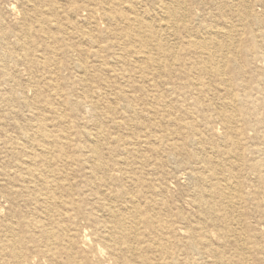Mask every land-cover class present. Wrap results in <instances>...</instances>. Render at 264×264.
Returning a JSON list of instances; mask_svg holds the SVG:
<instances>
[{"label": "rangeland", "instance_id": "obj_1", "mask_svg": "<svg viewBox=\"0 0 264 264\" xmlns=\"http://www.w3.org/2000/svg\"><path fill=\"white\" fill-rule=\"evenodd\" d=\"M13 1L17 2L13 4ZM28 1L0 0V230L4 225L13 223L15 235L25 240L22 236H26L27 231L22 221L11 216L10 204L13 202L24 219L41 214V208L29 202L27 193H15L9 199L3 195L18 176L17 164L22 157L16 145L23 142L21 134L37 140L35 122L40 121L46 128L45 133L49 135L50 132V136L59 140L58 147L72 158L77 157L78 152L90 154L91 143L97 144V149L105 158L123 157L114 139H129L127 143H134V150L138 151L137 156L127 161L133 182L110 179V176L117 178L120 174L108 167L104 174L106 184L101 188L100 180L96 175H90L84 165L63 167L60 163L54 164L53 169L58 170L57 178L64 188L57 196L62 207L58 209L61 213L68 210L71 216L69 219L61 218L69 229L66 235L74 245L73 252L93 260L89 247H93L90 240L94 227L98 222H110L106 214L97 212L94 203L98 197L111 193L116 196L115 204L124 206L128 197L122 196L121 190L126 188L130 195L136 196L141 206L149 202V215L154 218V225L169 227L162 233L141 227L140 232L151 247L148 254L150 264H169L170 258L172 264H232V261L233 264H264V185L259 183L250 167L254 165L264 180V26H249L238 16L240 11H245L264 23V0H247V3L246 0H172L174 6L170 11L173 10V14L168 13L167 16L163 15L160 5L163 0ZM103 1L113 7L112 13L117 19L121 15L126 20L109 23L106 8L101 4ZM184 2L187 11L185 19L175 14ZM130 4L136 5L133 11L129 9ZM11 5L15 6L12 8ZM8 7L10 11H7ZM16 17H20L21 21L18 22ZM135 18H138L137 22H133ZM167 24L171 28L165 27ZM208 32L217 34L207 36ZM127 34L151 43L149 62L157 61L155 67L147 70L144 63L130 57L117 59L122 50L116 42L126 40ZM225 36L230 38L225 39ZM154 40L167 43L174 50L181 49L189 41L204 43L210 52L218 53L212 64L222 73H213L211 62L200 54L183 53L179 61L161 58L152 47ZM17 42L28 44L25 50L28 55L34 51L44 60L34 55L25 58L24 51L16 47ZM222 43L227 45L225 51L220 48ZM91 44H97L95 49ZM81 49L97 53L98 59L103 61L88 59L84 82L79 79L81 74L73 70L80 58L75 50ZM242 50L247 51L244 57L240 54ZM47 56L50 61L45 60ZM199 63L205 68L202 69ZM139 69L143 70L141 75L138 74ZM230 94L237 98L235 102L230 101ZM73 101L78 105H74ZM227 103L231 105L223 106ZM153 110L156 111L153 115L156 119L150 120L152 113L149 111ZM234 110L235 114L244 115L237 116L235 120V129L238 128L242 134L235 147L227 143L222 121L223 116L233 114ZM247 111L254 116H246ZM35 112L39 113L38 117L33 115ZM165 115H168L169 124L163 123ZM116 122L122 125L117 127ZM160 122L162 128L155 127ZM163 129L166 131L162 133ZM171 132L174 135L169 140ZM165 133L167 141L161 143ZM195 135L197 146H183ZM171 144H175L173 148L177 150L172 151ZM200 144L207 152L198 150ZM234 149H237L238 159L233 158L231 153L226 154ZM208 160L210 164L203 166ZM228 167L232 173L226 171ZM195 178L201 183L198 184ZM216 180L220 181L222 197L217 203H224L220 206L225 213H228L229 201H235L238 185V193L243 200L237 201L234 214L230 215L231 221L236 223L235 231L241 236L225 235L220 219L202 216L193 202L191 194L196 190L219 213L214 199L211 201L209 197H216ZM55 215L49 213L44 218L54 222ZM87 215L93 216L91 222L87 221ZM84 229L86 232H83ZM204 234L209 238L204 239ZM33 237L39 240L37 234L33 233ZM82 237L89 239L88 246L80 245ZM4 239L12 240L8 237ZM153 243L165 246L164 253L157 252ZM192 245L197 249L189 250ZM26 247L28 249L24 252L32 258L30 263L21 264H47L37 249L30 244ZM57 257V264H65V255ZM137 260L135 258L134 263ZM99 261L101 264H113L105 251ZM78 264L86 263L81 261Z\"/></svg>", "mask_w": 264, "mask_h": 264}, {"label": "bare ground", "instance_id": "obj_2", "mask_svg": "<svg viewBox=\"0 0 264 264\" xmlns=\"http://www.w3.org/2000/svg\"><path fill=\"white\" fill-rule=\"evenodd\" d=\"M29 1H28V3H30ZM15 2H17V1H15ZM15 2L13 1V4H15ZM118 2H120V1H118ZM173 2L174 1H172V0H163L162 4H160L162 9H163V11H162L163 15L167 16L168 13L169 14L171 13L170 15L173 14V10L170 11L171 8L174 6ZM245 2L247 3V0ZM101 4H103V7L106 8L105 12H106L107 20H108L109 23L115 24L118 21L126 20V18L121 16V15L119 16V19H117L116 14L112 13L113 7H111L109 5V3H107V1H103ZM33 5H30V6H33ZM182 5L183 6L181 8L178 7L176 9L177 11H175V14L177 13L179 18H184V17L187 16V14H186V12H187L186 11V2H184ZM13 6H15V5H13ZM13 6H12V8H13ZM24 6H26V5L24 4ZM135 6L136 5H134V4H130L129 9H131V11H133L132 9H134ZM137 9H139V7ZM18 10H22V9H18ZM7 11H10L9 7H8ZM179 12H181V13H179ZM14 13H12V14L14 15ZM16 13H18V12H16ZM20 14L22 15V13H20ZM238 16L241 19L246 20L248 22L249 26L251 25V26L258 27V28L264 26V23H263L262 20H260L257 17H253V16L247 15L245 13V11H242V12L240 11V14ZM72 17H74V16H72ZM211 17L213 18V16H211ZM17 18L18 17H16V19ZM19 18L17 20L18 22L21 21V19H19ZM147 18L149 19V17H147ZM71 19H73V18H71ZM137 19L136 18L133 19V22L134 21L137 22L138 21ZM165 19H167V17ZM162 20H164L163 16H162ZM165 22H167V21H165ZM173 23H174V20H173ZM16 24H17V22H16ZM135 24L137 25V23H135ZM150 24H149V30L151 28ZM147 25H148V23H147ZM195 25H197V24H195ZM116 26H118V25H116ZM165 27L171 28V27L168 26V24ZM137 30L139 31V29H137ZM230 30H231V28H230ZM227 32H229V31H227ZM25 33L27 34V32H25ZM141 34H143V33H141ZM207 34L212 35L214 33L208 32V33H206V35ZM216 34L217 33H215L214 35L216 36ZM173 35L175 36V33ZM148 36H149L148 38H152V36H150V35H148ZM207 36H206V38H207ZM136 37L137 36H134L132 34H127L126 35V40L123 39L124 41L119 40V41L116 42V43H118V46L121 45L120 48L122 50V52L118 55L117 59H125V57H130V58H133L134 60H136L138 62L144 63L147 66V70L149 69V67H155L158 64L157 61H150L149 62V56H150V50H151L149 48V45H151V43L148 40H141L142 38L140 40H137ZM143 37H144V35H143ZM263 37H264V35H263ZM215 38H217V37H215ZM228 38H230V36H225V39H228ZM201 40H202V38H201ZM154 41L155 42H153L152 47L154 48V50L156 52H159L161 58H164V59L166 58V59H169V60L172 59L174 61H179L180 56L184 55L183 53L192 54V55L200 54V55L205 56L206 59H207V62L209 61L212 64L213 58L218 55V53L210 52L208 50L207 46L204 43L196 44V43H193V42L189 41L188 43H185L183 45L184 47H182L181 49H175L174 50L172 47H170V46L168 47L167 43H165V44L162 43L161 44V43H159L156 40H154ZM88 42L90 43V39H89ZM202 42H203V40H202ZM216 43H218V41ZM207 44H210V43H207ZM26 45H28V44H25V43H22V42H20V43L17 42V44H16V47H18L19 50L24 51V57L25 58H28L29 55H34V56H36L37 58H40V59L42 58V57H40V55L34 54V51H32V53L29 52V55H28L25 52ZM91 45H93L92 47H94V49H95L97 44H91ZM220 48L222 49V51H225L227 49L226 43L225 44L222 43ZM87 51H89V50H87ZM87 51H84L82 49L81 50H77V51L75 50V52L77 53V55L81 59L77 58L79 61H78V63L74 64L75 67H73L74 68L73 70L76 69L75 71H77L78 73L81 74L79 79H82V82L85 81V77H86V75L88 73V62L90 61V60L88 61V59L93 58V59L99 60L101 63H103V61L98 59L99 57H97L98 56L97 53H95V52H87ZM51 53H52V51L48 55H50ZM240 54H241L242 57H244L245 55H247V51L246 50H242V51H240ZM83 59H85V61ZM2 60L6 61L5 58L2 59ZM10 60H12V59H10ZM45 60L50 61L49 56H47V58ZM5 61H4V63H5ZM12 63H13V61H12ZM199 64H201V63H199ZM100 65H102V64H100ZM201 65H202V69H204L205 66L203 64H201ZM213 65L214 64H212V67H211L212 70H213L212 71L213 73H215L216 75H219L220 73H222V72H220L219 69H217ZM207 68H209V67H207ZM63 69L65 70L64 67H63ZM139 70L140 71H139L138 74L141 75L143 73V70H141V69H139ZM16 75H17V73H16ZM203 75H204V73H203ZM207 77H209V76L207 75ZM139 78L143 79V77H141V76H139ZM88 82H90V81H88ZM196 84H198V83H196ZM82 85H84V84L82 83ZM82 85H81V87H82ZM90 85L91 84L89 83V86ZM84 87H85V85H84ZM197 87H198V85H197ZM90 88H91V86H90ZM90 88H88V89H90ZM31 92L33 94V91H31ZM58 92H60V91H58ZM35 95H37V94H35ZM81 95H79V96H81ZM51 96H53V95H51ZM24 98H25V96H24ZM37 98L38 97H36V99ZM86 98H87V94H86ZM121 99L125 100L124 96H121ZM248 99H249V97H248ZM71 100H73V99H71ZM236 100H237V98H235L233 94H230V101L231 102H235ZM91 101H93V99H91ZM67 103H71V102L67 101ZM73 103H74V101H73ZM45 104L46 103H44V105ZM75 104H76V106L78 105V103H74V105ZM230 105H231V103H227V104H224L223 106L229 107ZM76 106H74V107H76ZM47 107H45V108L47 109ZM252 107L254 108V106H252ZM50 108H51V110H53L52 109L53 108L52 105H51ZM125 109H126V111L131 113L130 112L131 110H128L127 108H125ZM44 110L45 109L43 108L42 111H44ZM112 110L115 111L113 108H112ZM149 112L152 113V115H149L150 120L156 119L153 116L154 114H156V111L153 110V111H149ZM235 112H236V110H234L233 114L225 115V116L222 117L223 125H224L225 131L227 133V137H226L227 143L229 145H231V146H234V147L237 144H239L240 136L242 135L241 132L238 130V128L235 129V120H236L237 116H241V117L244 116L242 113H236L235 114ZM50 113H51V111H50ZM55 113L57 114V112H55ZM52 114H51V116H52ZM33 115L35 117H38L39 113L35 112V113H33ZM245 115L246 116H254V114L250 113L249 111H247L245 113ZM37 120H39V119H36V121ZM163 120L165 121V122L163 121V123H165V124H169L170 123V121L168 119V115H165V119L163 118ZM45 121H46V119H45ZM36 123H37V125H36V130L35 131L37 133V138H38L37 140H34V139L32 140V138H30V137H28V136H26L24 134H21L22 136L20 138H21V140L23 142L18 143L16 145V150H17L18 153L21 154V157H22L18 161V164H17V169H18L17 170V173H18L17 175L18 176L16 177L15 183H12V182L10 183L11 187L9 188V191L4 192L3 195L9 199L10 196L16 195L15 193L19 194V193L25 192V193L28 194L29 202L32 203L35 206H38L39 209L41 208V214L40 215L36 214L31 219H28V218L24 219L23 216L20 217V213L15 209V202L10 204L12 218H13V216H14V218H18L19 217L18 220L22 221L24 229L27 231V235L26 236H22V237L25 238V240H23L22 238L20 239V237H17L15 235V227H14L13 223L6 224V225L3 226V228L0 230V258L2 259V264H21V262L30 263V260L32 258L31 255H26V253L24 252V250L28 249L26 247L28 244L32 245L34 249H37L40 252V256H42L43 258L46 259L47 264H57V262H58L57 255H65L66 256L65 264H78L81 261H84L86 264H101L100 261H99V258L103 254L104 251L106 252L107 255L110 256L111 260L113 261V264H132V261L135 258H137L139 260H137L136 263H134V261H133L134 264H150L149 263L148 254H149V248H151V247H149V242L146 239H144L143 236H145V235H143L140 232L141 227H145L148 230H149V228H151V229H153V232H156V233H162L163 231H168L169 227H167L166 225H163V224H158L157 226L154 225V223H155L154 218L149 215V210H151V206L149 205V202H146V203H144L141 206L140 204L137 203L136 196L135 195H130L128 189H126V188L121 190V195L124 196V197H128V198H126L127 201H126V204L124 206L118 207L115 204L116 200H117L116 196L111 194V193L110 194H106V195L103 194L104 196L103 195H99V196H103V197H98L97 201H96V204L94 203V205H95V207L97 209V212H100L102 214H106L110 218V222L108 224H100L98 222L96 224V226L94 227V231L91 234L92 239L90 240L91 241V245L93 247H89V249L92 250V252H93V255L91 256L93 258V260L90 257L88 259V257H86V256L83 257L81 255H78L76 252H73V246L74 245L71 242V239H69L67 237V235H66L67 233H69V229L63 224L64 220L61 218L62 216H64V217L69 219V218H71V216L68 214V210H65L63 213L59 212L60 210L58 208L61 207V205H60L61 203L60 204L58 203L57 196H59V194H61L60 192L64 191L63 190L64 188H62L60 180H58V178H57L58 170L53 169V166H54L55 163H58V164L60 163V165H62L63 167L72 166L73 164L84 165L89 170V174L90 175H96L98 180H100L99 187L101 188V187L105 186V184H106V180L105 179H107V178L104 175L105 171L108 169V167H112L113 169H115L114 171H116L118 174H120V176L116 178L114 175H112V176H110V179H112V180L113 179H118V180L126 182V183H131V182H133V178L131 177V175H132L131 174V168L128 167L127 161L132 156H137V154H138V151L134 150V145L135 144L132 143V142L127 143V142L130 141L129 139H124V140L123 139L122 140L114 139L115 144H117L118 147L120 148V152H121L120 155H122L123 157L110 156L109 159H108V158H105L103 156V153L99 152V150L97 149V144L96 143H91V146H90V149H91L90 152L91 153L90 154L78 152V156L75 157V158H72V157H70L68 155V153L64 149L58 147V145L60 143L59 140L55 139L53 136H50V132H49V135H47L45 133L44 129H46V128L42 125V123L40 121L35 122V124ZM123 124H127V123L123 122ZM120 125H122V123H119V122L115 123V126H117V127H119ZM162 125L163 124L161 122L160 123H156L155 127H161L162 128ZM165 131H166V129L165 130L164 129L161 130L162 133L165 132ZM173 135H174V133H172V132L169 134V136H170L169 140H171V137ZM161 139H162L160 141L161 143L163 141H167L166 133H165V135H162ZM146 143H147V141L144 144H146ZM173 145H175V144H171V146H169L170 149L172 151L173 150H177V148H173ZM186 145L197 146V135L193 136L191 140L189 139L188 141H185L183 146H186ZM198 150H200L202 152H207L206 149H204V147L201 146V144L198 146ZM236 150L237 149L228 150L226 154H230L231 153L233 158L238 159L239 155L237 154ZM256 151H258V150H256ZM75 154H76V152H75ZM209 164L210 163H209V160H208L207 162L204 163L203 166H207ZM216 166L220 167L219 164H217ZM250 167L256 173V175H257L256 177L259 180V183L261 184L263 182L262 184L264 185V180L261 178L260 174L256 171V167L254 165H251ZM225 169L229 173L233 172L230 167L225 168ZM195 180H196V182L198 184L201 183L200 179L195 178ZM214 187L217 190L216 197H213L212 195H210L209 197H210L211 201L214 199L215 205L217 206V209H218L219 213H217L214 210V205H212V204L208 205L205 202L204 197L202 195H200V192H196V190L194 191L193 194H191L192 198H193V202L197 205L196 207H198L199 212H200V214L202 216L218 217L220 219L221 227H224V229L226 230L225 233L223 232L225 235L226 234H230V236H232V237H236L237 235L241 236L240 234H238L235 231V225L234 224H236V223H234V221H231L232 218H231V215H230V214H234L233 208H234V206L236 204H238L237 201H241L242 202V200H243L242 197L238 193V185H237V195L235 197V201H233V202L231 200L229 201L228 213L222 212V209H221L220 205H223L224 204L223 202H221L220 204L217 203V200H219V201L222 200V197L220 196V181H217V180L214 181ZM65 192H66V189H65ZM59 198H61V197H59ZM123 201L124 200H122V202ZM19 202H21V201H19ZM62 205L65 206L64 203H62ZM159 209L162 210V208H159ZM17 212H18V214H17ZM29 213H27V214H29ZM49 213H51L53 215L56 214L55 216H57V218H56V220L54 222H51L52 220H48V219L44 218ZM151 213H153V212H151ZM32 214H33V212H32ZM42 219H43V221H42ZM86 219H87V221L91 222L92 219H93V216L92 215H87ZM17 223H19V222L17 221ZM75 224H77V223H75ZM148 230H146V231H148ZM84 231H85V229L83 230V232ZM212 231H214V230H212ZM2 233H3V235H2ZM33 233L38 235L39 240H37V239L35 240L36 237H33ZM73 233H74V231H73ZM6 237L11 238L12 240H8V239L5 240L4 238H6ZM203 238L204 239H206V238L208 239L209 236L207 234H204ZM88 241H89L88 238L82 237V239L79 241V243H80L81 246L82 245L83 246H88V243H87ZM152 246H153V248H156L157 252L164 253L165 246L159 245L158 243H153ZM220 248H221V246H220ZM222 248H223V245H222ZM196 249L197 248L194 245H192L189 248V250H192V251H194ZM170 261H171V258H170ZM170 261H169V264H172L173 261L172 262H170ZM166 263H167V261H166ZM232 264H233V261H232Z\"/></svg>", "mask_w": 264, "mask_h": 264}]
</instances>
